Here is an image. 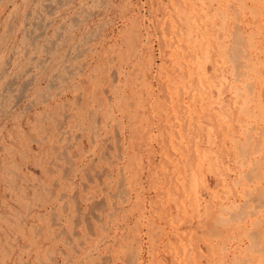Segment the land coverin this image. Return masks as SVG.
I'll return each mask as SVG.
<instances>
[{
    "label": "rangeland",
    "instance_id": "obj_1",
    "mask_svg": "<svg viewBox=\"0 0 264 264\" xmlns=\"http://www.w3.org/2000/svg\"><path fill=\"white\" fill-rule=\"evenodd\" d=\"M224 1L0 0V264H129L123 253L132 249L136 264H164L188 247L215 243L223 214L214 211L237 176L233 151H225L229 123L239 118L250 90L230 75L257 33L246 23L264 24L235 6L239 0ZM226 153L234 163L229 172ZM219 171L229 174L227 182Z\"/></svg>",
    "mask_w": 264,
    "mask_h": 264
},
{
    "label": "bare ground",
    "instance_id": "obj_2",
    "mask_svg": "<svg viewBox=\"0 0 264 264\" xmlns=\"http://www.w3.org/2000/svg\"><path fill=\"white\" fill-rule=\"evenodd\" d=\"M184 1V0H183ZM216 1V0H215ZM226 1V0H225ZM224 1V2H225ZM231 1V0H230ZM238 2H240V4L238 5V3H236L237 5H235V6H237L238 8H239V6H240V8L239 9H241L242 11H246V12H248L249 13V15L251 16V17H253V20H260V22H263L264 21V0H239ZM187 3V2H186ZM218 3V2H217ZM228 3V2H227ZM229 4V3H228ZM233 4V3H232ZM223 5V4H222ZM230 5H231V2H230ZM183 7V6H182ZM223 7H225V6H223ZM236 9V8H235ZM216 10V9H215ZM217 11V10H216ZM235 12H237V11H235ZM225 13V12H224ZM87 14V13H86ZM85 14V15H86ZM170 14V13H169ZM227 15V14H226ZM90 16H92V15H90ZM199 16V15H198ZM231 16H232V12H231ZM233 16H235V15H233ZM232 16V17H233ZM237 16V15H236ZM224 17V16H223ZM222 17V18H223ZM246 17V16H245ZM177 18V17H176ZM236 18V17H235ZM237 19V18H236ZM236 19H235V22H236ZM252 19V18H251ZM223 20H225V18L223 19ZM244 21V20H243ZM239 22V21H238ZM238 22L236 23V24H238ZM205 24V23H204ZM220 24V23H219ZM247 24V26H249V27H253V28H255V29H257V33L256 34H253V33H251V35L252 36H249V37H251V41H249V43H247L246 45L244 44V42H241V41H235V42H238L239 44H240V42L241 43H243V45H245L246 47H245V49L243 50V56H242V58H241V60L240 61H238V65H236V67H234L235 69H233V71H235L234 73H237V74H235V77H233V74H232V76L230 75V77H232L233 79H243L242 81H245V83L247 84V85H244L245 87L246 86H248V87H250L249 89V92H246V94H247V97H245V99H244V103H242V101H241V103L243 104V106L244 107H242L241 105V108H242V112L240 113V115L238 116L239 118L236 120V122H235V124H232V123H229V132H228V134H227V138H228V141H229V146L225 149V151H227V150H229V149H231L232 151H233V154H234V157H233V159H235V165H236V167H237V176H236V178H233L232 180H230V182L229 183H231V185L233 186V188L230 190V191H228V193L227 192H225L226 194H227V196H226V198L224 197L223 199V201L221 202L220 201V206L218 205V208H216V211H214V208H213V211H214V213L216 212L217 214V218H219L220 216H222L221 214H223V216H222V221H221V223H220V228L219 229H221V231H219V233H218V235H215V237L216 238H212V239H216V241H215V243L214 244H210L209 245V249L207 248L206 250L204 249H199L198 251H194V250H189V247H188V249L186 248V249H184L182 246H183V244H182V246H181V248H183L184 249V251L183 250H181L180 252H176L175 254H173V256H171V257H169V258H163V261H164V264H264V31H262V28H264V24L263 25H261V23H246ZM187 25V24H186ZM197 26V25H196ZM216 26H219V25H216ZM216 26H214L215 28H216ZM221 26V25H220ZM219 26V27H220ZM229 26V25H228ZM230 27V26H229ZM233 27V26H232ZM245 28V27H244ZM193 29H194V27H193ZM220 29H222V28H220ZM231 29V28H230ZM200 30V29H199ZM207 30V29H206ZM218 30H219V28H218ZM234 30V32H235V30L236 29H233ZM42 31V30H41ZM182 31V30H181ZM190 31V30H189ZM220 31V30H219ZM225 31V30H224ZM237 32V31H236ZM188 33H190V32H188ZM192 33V32H191ZM230 33H231V31H230ZM183 34V33H182ZM235 33H233V35H234ZM248 34H250V33H248ZM189 35H191V34H189ZM188 35V36H189ZM214 35H215V33H214ZM243 35V34H242ZM261 35H262V37H261ZM187 36V37H188ZM193 36V35H192ZM196 36V35H195ZM221 36V35H220ZM232 36V35H231ZM246 36V35H245ZM181 37V36H180ZM248 37V38H249ZM254 37H259V40H257V41H254L255 39H253ZM27 38V37H26ZM169 38V37H168ZM207 38H208V36H207ZM222 38H223V36H222ZM224 38H225V36H224ZM228 38V37H227ZM238 38V37H237ZM240 38H241V35H240ZM248 38H246L245 37V39H248ZM196 39H198V38H196ZM210 39V38H209ZM211 39H213V38H211ZM216 39V38H215ZM241 39H243V38H241ZM240 39V40H241ZM244 39V40H245ZM207 40V39H206ZM227 40V39H226ZM238 40V39H237ZM184 41V40H183ZM208 42V41H207ZM213 42H215L214 43V45H217V41H214L213 40ZM129 43V42H128ZM127 43V44H128ZM190 43H191V41H190ZM226 43V42H225ZM246 43V42H245ZM168 44V43H167ZM185 44V43H184ZM221 44V43H220ZM233 44H235V43H233ZM202 45V44H201ZM209 45V44H208ZM219 45V44H218ZM226 45V44H225ZM240 45H242V44H240ZM210 46V45H209ZM220 46V45H219ZM218 46V48H220ZM224 46V45H223ZM228 46V45H227ZM226 46V47H227ZM235 47H236V44L234 45ZM239 46V45H238ZM237 46V47H238ZM172 47V46H171ZM204 47V46H203ZM230 47H231V45H230ZM234 47V48H235ZM187 48V47H186ZM206 48V47H205ZM233 48V47H232ZM231 48V49H232ZM239 48H241L240 46H239ZM242 48H244V46H242ZM196 49V48H195ZM215 49H217V48H215ZM222 49H223V47H222ZM190 50H192V49H190ZM204 50V49H203ZM213 50V49H212ZM234 50V49H233ZM236 50V49H235ZM232 51V50H231ZM236 51H238L237 52V55H239V53L241 52H239V50H236ZM235 51V52H236ZM80 52V51H79ZM217 52H219V50L217 49ZM194 53V52H193ZM230 53V52H229ZM180 54V53H179ZM202 54H203V52H202ZM214 54H216V53H214ZM218 54V53H217ZM219 54H220V52H219ZM231 54V53H230ZM241 54V53H240ZM241 54V55H242ZM245 54V55H244ZM114 55V54H113ZM182 55V54H181ZM180 55V56H181ZM198 55V54H197ZM204 55V54H203ZM206 55V54H205ZM225 55V54H224ZM234 56H235V54H233ZM240 55V56H241ZM199 56V55H198ZM207 56V55H206ZM232 56V55H231ZM234 56H232L233 58H234ZM121 58V57H120ZM198 58V57H197ZM207 58V57H206ZM222 58V57H221ZM223 58H224V56H223ZM232 58V59H233ZM237 58H239L240 59V57H237ZM204 59H205V57H204ZM236 59V58H235ZM194 60H195V58H194ZM206 60V59H205ZM213 60H214V58H213ZM229 60H231V59H229ZM198 61V60H197ZM204 61V60H203ZM216 60H214L213 62H214V64L216 63L215 62ZM222 63H223V66H224V64L227 62H225V60H222L221 61ZM232 62V61H231ZM236 62V64H237V61H235ZM176 63V62H175ZM228 63V62H227ZM233 63V62H232ZM108 64V63H107ZM197 64H199V63H197ZM221 64V63H220ZM176 65V64H175ZM226 65V64H225ZM37 66V65H36ZM112 66V65H111ZM217 66V65H216ZM177 67H178V65H177ZM199 67V66H198ZM108 68V67H107ZM180 68V67H179ZM214 68V67H213ZM114 69V68H113ZM198 69V68H197ZM97 70V69H96ZM191 70V69H190ZM190 70L189 71H187V73L188 72H190ZM206 70V69H205ZM229 70V69H228ZM215 71V70H214ZM230 71V70H229ZM229 71H227V73L229 72ZM213 72V71H212ZM220 72V71H219ZM115 73V72H114ZM191 73V72H190ZM204 73V72H203ZM208 73H209V71H208ZM218 73V72H217ZM230 73V72H229ZM109 74V73H108ZM116 74V73H115ZM186 75H188V74H186ZM190 75V74H189ZM202 75V74H201ZM206 75V74H205ZM214 75V74H213ZM220 75V74H219ZM108 76V75H107ZM111 76V75H110ZM224 76V75H223ZM203 77H204V75H203ZM217 77H218V75H217ZM189 78V77H188ZM199 78V77H198ZM231 78V79H232ZM109 79V78H108ZM188 80V79H187ZM201 80H203V79H201ZM63 81V80H62ZM240 81V80H239ZM110 82V81H109ZM113 82V81H112ZM194 82V81H193ZM195 82H197L198 83V81L196 80ZM200 82V81H199ZM233 82V81H232ZM235 82V81H234ZM233 82V83H234ZM116 83V82H115ZM189 83V82H188ZM217 83V82H216ZM225 83V82H224ZM240 83V82H239ZM111 84V83H110ZM109 84V85H110ZM113 84V83H112ZM165 84H166V82H165ZM194 84V83H193ZM199 84V83H198ZM198 84H197V86H198ZM208 84V83H207ZM215 84V83H214ZM213 84V85H214ZM237 84V83H236ZM180 85V84H179ZM187 85V84H186ZM202 85H203V83H202ZM240 85H243V84H240ZM181 86V85H180ZM200 86V85H199ZM198 86V87H199ZM230 86V85H229ZM229 86H228V88H229ZM183 86H181V88H182ZM195 87V86H194ZM216 87H217V85H216ZM220 87V86H219ZM105 88V87H104ZM149 88V87H148ZM192 88V87H191ZM200 88H201V90H202V87L200 86ZM213 88V87H212ZM231 88V87H230ZM234 88V87H233ZM233 88H231V89H233ZM238 88V87H237ZM247 88V87H246ZM167 89V88H166ZM183 89V88H182ZM210 89V88H209ZM222 89V88H221ZM123 90V89H122ZM185 90V89H184ZM187 90V89H186ZM185 90V91H186ZM230 90V89H229ZM246 90V89H245ZM195 91V90H194ZM193 91V92H194ZM197 91V90H196ZM217 91V90H216ZM240 91H242L243 92V90H239V92ZM247 91V90H246ZM171 92H173V91H171ZM186 92H188V91H186ZM206 92V91H205ZM212 92V91H211ZM238 92V91H237ZM236 92V93H237ZM106 93V92H105ZM191 93V92H190ZM196 93V92H195ZM195 93H193L194 95H195ZM218 93V92H217ZM104 94V93H103ZM192 94V95H193ZM244 95H245V92L243 93ZM242 94V95H243ZM75 95V94H74ZM78 95V94H77ZM105 95V94H104ZM111 95V94H110ZM169 95H170V93H169ZM185 95V94H184ZM230 95V94H229ZM233 95V94H232ZM239 95H240V93H239ZM238 95V96H239ZM78 96H80V95H78ZM196 96V95H195ZM234 96V95H233ZM104 97H106V96H104ZM170 98H171V96H169ZM168 97V98H169ZM183 97H185V96H183L182 95V99H183ZM194 96H192L191 97V99L193 98ZM200 97V96H199ZM198 97V98H199ZM201 97H203L202 95H201ZM205 97V96H204ZM237 97V94L235 95V98ZM244 97V96H243ZM197 98V97H196ZM195 98V99H196ZM227 98V97H226ZM235 98L233 99L234 101H235ZM242 98V97H241ZM240 98V100H242ZM92 99V98H91ZM106 99V98H105ZM108 99H109V96H108ZM125 99H127V98H125ZM191 99L189 100L190 102H193V101H191ZM194 99V100H195ZM206 99V98H205ZM230 99V98H229ZM228 99V100H229ZM238 98H236V100H237ZM78 100V99H77ZM118 100V99H117ZM124 100V99H123ZM176 100V99H175ZM193 100V99H192ZM108 101V100H107ZM134 101V100H133ZM169 101V100H168ZM171 101H173L172 100V98H171ZM182 101V100H181ZM184 101V100H183ZM182 101V102H183ZM186 101V100H185ZM188 101V100H187ZM211 101V100H210ZM76 102V101H75ZM181 102V103H182ZM189 102V103H190ZM219 102H221V101H219ZM109 103V102H108ZM107 103V104H108ZM119 103V102H118ZM131 103V102H130ZM140 103V102H139ZM74 104V103H73ZM111 104V103H110ZM115 104V103H114ZM188 104V103H187ZM216 104H217V102H216ZM225 104V103H224ZM127 105H129V104H127ZM131 105V104H130ZM192 105V104H191ZM200 105H202L201 103H200ZM221 104H219V106H220ZM64 106V105H63ZM115 106V105H114ZM140 106V105H139ZM188 106V109H189V105H187ZM234 106V105H233ZM232 106V107H233ZM238 107H239V105H237ZM171 107V106H170ZM173 107V106H172ZM171 107V108H172ZM225 107H227V106H225ZM224 106H223V108H225ZM231 107V108H232ZM77 108V107H76ZM109 108V107H108ZM125 108V107H124ZM133 108V107H132ZM153 108V107H152ZM170 108V109H171ZM196 108V107H195ZM221 108V107H220ZM83 109V108H82ZM81 109V110H82ZM144 109V108H143ZM160 109H161V107H160ZM203 109V108H202ZM222 109V108H221ZM233 109V108H232ZM63 110V109H62ZM74 110V109H73ZM107 110V109H106ZM196 110V109H195ZM206 110V109H205ZM212 110V109H211ZM223 110V109H222ZM75 111V110H74ZM87 111V110H86ZM85 111V112H86ZM110 111V110H109ZM112 111V110H111ZM174 111V110H173ZM215 111V110H214ZM227 111V110H226ZM225 111V112H226ZM126 112V111H125ZM131 113H132V110L130 111ZM184 112V111H183ZM224 112V111H223ZM224 112V113H225ZM231 112V111H230ZM75 113V112H74ZM90 113V112H89ZM96 113V112H95ZM119 113V112H118ZM154 113V112H153ZM192 113V112H191ZM201 113V112H200ZM215 113H217V112H215ZM236 113H237V111H236ZM77 114V113H76ZM107 114H108V112H107ZM172 114V113H171ZM205 114V113H204ZM207 114V113H206ZM214 114V113H213ZM64 115V114H63ZM70 115V114H69ZM111 115V114H110ZM128 115V114H127ZM151 115V114H150ZM166 115V114H165ZM177 115V114H176ZM182 115V114H181ZM184 115H185V113H184ZM184 115H182V116H184ZM210 115V114H209ZM215 115L216 114H214V118H215ZM224 115V114H223ZM229 114H225L224 116H226V118H227V120H225V122H227L228 123V120H229V117H227ZM62 116V115H61ZM80 116H82V115H80ZM170 116V115H169ZM66 117V116H65ZM69 117V116H68ZM91 118V116H88V118ZM103 117H105V116H103ZM185 117V116H184ZM190 117V116H189ZM188 117V118H189ZM205 117V116H204ZM209 117V116H208ZM212 117V116H211ZM89 118V119H90ZM94 118H96V117H94ZM136 118H138L137 116H136ZM202 118V117H201ZM200 118V119H201ZM69 119H71V118H69ZM97 119V118H96ZM197 119H199V118H197ZM210 118H208V120H209ZM235 119V118H234ZM48 120V119H47ZM95 120V119H94ZM93 120V121H94ZM113 120V119H112ZM167 120V119H166ZM176 120V119H175ZM191 120V119H190ZM218 120V119H217ZM200 121V120H199ZM56 123H58L57 121H55ZM169 122V121H168ZM188 122V121H187ZM198 122V121H197ZM212 122V121H211ZM224 122V123H225ZM78 123V122H77ZM166 123H167V121H166ZM195 123V122H194ZM193 123V124H194ZM223 123V124H224ZM118 124V123H117ZM168 124V123H167ZM178 124H180V122L178 123ZM188 125H189V123H187ZM199 124V123H198ZM218 124H219V122H218ZM226 124V123H225ZM112 125V124H111ZM183 125V124H182ZM92 126V125H91ZM90 126V127H91ZM140 126V125H139ZM197 127H198V125H196ZM202 126V125H201ZM226 126V125H225ZM105 127V126H104ZM117 127V126H116ZM189 127V126H188ZM77 128V127H76ZM191 128H192V126H191ZM218 128V127H217ZM221 128V127H220ZM102 129H104V128H102ZM101 129V130H102ZM201 129V128H200ZM203 129V128H202ZM201 129V130H202ZM209 129L210 128H208V131H209ZM90 130V129H89ZM128 130V129H127ZM45 131V130H44ZM91 131V130H90ZM97 131V130H96ZM95 131V132H96ZM126 131V130H125ZM176 131H180V130H176ZM195 131V130H194ZM46 132V131H45ZM58 132V131H57ZM170 132V131H169ZM186 132V131H185ZM193 132V131H192ZM212 132V131H211ZM226 132H227V128H226ZM59 133H61V132H59ZM178 134L180 133V132H177ZM189 133V132H188ZM205 133V132H204ZM158 134V133H157ZM167 134V133H166ZM171 134V133H170ZM104 135V134H103ZM179 135H181V133L179 134ZM193 135V134H192ZM54 136V135H53ZM67 136V135H66ZM117 136V135H116ZM170 136V135H169ZM188 136H189V134H188ZM199 136V135H198ZM229 136V137H228ZM172 137V136H171ZM184 137V136H183ZM190 137H191V135H190ZM194 137V136H193ZM201 137H204L203 135L201 136ZM115 138V137H114ZM188 138V137H187ZM92 139V138H91ZM97 139V138H96ZM150 139V138H149ZM169 139H170V137H169ZM192 139V138H191ZM195 139V138H194ZM198 138H196V140H197ZM225 139V138H224ZM33 140V139H32ZM41 140V139H40ZM184 140V139H183ZM195 140V141H196ZM204 140H205V138H204ZM182 141V139H180L179 138V141L178 142H181ZM191 141V140H190ZM206 141V140H205ZM204 141V142H205ZM33 142V141H32ZM197 142V141H196ZM213 142V141H212ZM211 142V143H212ZM103 143V142H102ZM115 143V142H114ZM193 143V142H192ZM170 144V143H169ZM186 144H187V142H186ZM195 145H197V143H194ZM190 145V144H189ZM211 145V144H210ZM213 145H214V143H213ZM221 145V144H220ZM223 145H225L224 144V142H223ZM183 146H184V144H183ZM186 147H187V145H185ZM184 146V147H185ZM198 146V145H197ZM216 146V145H215ZM110 147V146H109ZM204 147V146H203ZM202 147V148H203ZM208 147V146H207ZM212 147V146H211ZM226 147V146H225ZM172 148V147H171ZM187 148H189V146L187 147ZM187 148H186V150H187ZM201 148V149H202ZM117 149V148H116ZM132 149V148H131ZM181 149V148H180ZM200 149V148H199ZM206 149V148H205ZM220 149V148H219ZM106 150H108V149H106ZM118 150V149H117ZM171 150V149H170ZM172 150H173V148H172ZM195 150V149H194ZM207 150V149H206ZM93 151V150H92ZM173 151H175V149L173 150ZM172 151V152H173ZM189 152H190V150H188ZM192 151V150H191ZM209 151V150H208ZM215 151V150H214ZM216 151H218L217 149H216ZM107 152V151H106ZM119 152V151H118ZM177 152V151H176ZM179 153H180V151H178ZM177 152V153H178ZM188 152V153H189ZM195 152V151H194ZM219 152V151H218ZM228 152V151H227ZM62 153V152H61ZM65 153V152H64ZM100 153V152H99ZM174 153V152H173ZM187 153V152H186ZM213 153V152H212ZM220 153V152H219ZM53 154V153H52ZM107 154V153H106ZM184 154H185V152H184ZM184 154H182V155H184ZM196 154L198 155V153H197V150H196ZM201 154V153H200ZM199 154V155H200ZM228 156L225 158V161H226V166H227V168H228V172H229V170L231 171V169H230V167H231V163H233V160H232V158L230 157V154L229 153H226ZM57 155V154H56ZM190 155V154H189ZM202 155V154H201ZM200 155V156H201ZM205 155V154H204ZM212 155V154H211ZM215 155V154H214ZM57 156H59L60 157V154H58ZM181 156V155H180ZM185 156V155H184ZM184 156H182L183 158H184ZM216 156V155H215ZM51 157H53V156H51ZM127 157V156H126ZM190 157V156H189ZM199 157V156H198ZM210 157V156H209ZM71 158V157H70ZM117 158V157H116ZM187 158H188V156H187ZM68 159V158H67ZM105 159V158H104ZM108 159V158H107ZM165 159V158H164ZM167 159V158H166ZM197 159V157L195 158V160ZM214 159V158H213ZM53 160V159H52ZM55 160V159H54ZM70 160V159H69ZM118 160V159H117ZM135 160V159H134ZM185 160H188V159H186L185 158ZM200 160V159H199ZM216 160V159H215ZM215 160H214V162H215ZM40 161H42V160H40ZM109 161H110V158H109ZM197 161V160H196ZM204 161V160H203ZM220 161V160H219ZM68 162V161H67ZM129 162V161H128ZM192 162V161H191ZM213 162V161H212ZM50 163V162H49ZM90 163V162H89ZM93 163V162H92ZM172 163V162H171ZM176 163V162H175ZM186 163V162H185ZM184 163V164H185ZM220 163V162H219ZM39 164V163H38ZM41 164V163H40ZM68 164H69V162H68ZM109 164V163H108ZM111 164H113V163H111ZM128 164V163H127ZM183 164V163H182ZM195 164H198V166H200L199 165V162L197 163H195ZM204 165H205V163H203ZM221 165H218V166H223L224 165V159L221 161V163H220ZM114 165V164H113ZM124 165V164H123ZM129 165V164H128ZM189 165H191V164H189ZM203 165V166H204ZM233 165H234V163H233ZM66 166V165H65ZM64 166V167H65ZM112 166V165H111ZM186 166V164L184 165V166H182L183 167V170H184V173H185V169H184V167ZM193 166V165H192ZM197 166V165H196ZM214 166V165H213ZM89 167H92L91 165L89 166ZM88 167V168H89ZM132 167V166H131ZM181 167V168H182ZM189 167V166H188ZM207 167V166H206ZM215 167H216V165H215ZM214 167V168H215ZM122 168V167H121ZM125 168V167H124ZM203 167H202V165H201V168H200V171H201V169H202ZM213 168V167H212ZM213 168V170H215ZM223 168V167H222ZM226 168V167H225ZM225 168H224V170H225ZM232 168V167H231ZM112 169V168H111ZM118 169H120V166H119V168ZM176 169V168H175ZM194 169V168H193ZM198 170H199V167L197 168ZM205 169H207V168H205ZM211 169V168H210ZM61 170V169H60ZM141 170V169H140ZM174 170V169H173ZM209 170V169H208ZM233 170V169H232ZM67 171V170H66ZM89 171H91V170H89ZM93 171V170H92ZM100 171H103V170H100ZM125 171H126V169H125ZM204 171H206V170H204ZM210 171V170H209ZM84 172V171H83ZM202 172V171H201ZM201 172H199L198 171V173L200 174ZM226 172V171H225ZM69 173V172H68ZM68 173H66V174H68ZM85 173V172H84ZM181 173V172H180ZM182 173H183V171H182ZM187 173V172H186ZM185 173V174H186ZM188 173H189V176H190V171H188ZM205 173H207V172H205ZM210 172H208V174H209ZM235 173V172H234ZM94 174V173H93ZM97 174V173H96ZM124 174V173H123ZM142 174V173H141ZM201 174H203V172L201 173ZM212 174V173H211ZM102 175V174H101ZM180 175V174H179ZM178 175V176H179ZM193 175V174H192ZM219 177H217L218 179L221 177L222 178V181L223 182H227L228 181V179H229V174L227 173V174H222L221 175V172L219 171ZM89 176V175H88ZM94 177H96L95 175H93ZM99 176H100V174H99ZM105 176H106V173H105ZM119 176V175H118ZM201 176H203V175H201ZM91 177V176H90ZM179 177H183V176H179ZM233 177V176H232ZM93 178V177H92ZM97 178V177H96ZM95 178V179H96ZM205 178V177H204ZM214 178V177H213ZM84 179H86V178H84ZM183 179V178H182ZM119 180L120 179H118V182H119ZM188 180V179H187ZM204 180V179H203ZM88 180H86V182H87ZM100 181V180H99ZM123 181V180H122ZM125 181V180H124ZM182 181V180H181ZM190 181V180H189ZM195 181V180H194ZM200 181H202V179L200 180ZM212 181H213V179H212ZM90 182V181H89ZM183 182V181H182ZM187 182V181H186ZM223 182H221V180H220V183L221 184H223ZM179 183V182H178ZM101 184V183H100ZM117 184V183H116ZM123 184V183H122ZM151 184V183H150ZM191 184H193V183H191ZM200 184V183H199ZM105 185H107V184H105ZM120 185H121V183H120ZM119 185V186H120ZM181 185V184H180ZM184 185V184H183ZM194 186H195V184H193ZM192 185V188L194 187ZM202 187H203V184H200ZM135 186H137L136 184H135ZM157 186H158V184H157ZM168 186V185H167ZM179 186V185H178ZM196 186H197V184H196ZM222 186V185H221ZM121 187H122V185H121ZM160 187V186H159ZM115 188H116V186H115ZM119 188V187H118ZM129 188V187H128ZM167 188V187H166ZM170 188V187H169ZM197 188V187H196ZM199 188V187H198ZM204 188H206V187H204ZM224 188V187H223ZM223 188H222V190H223ZM100 189H101V187H100ZM117 189V188H116ZM131 189V188H130ZM183 189V188H182ZM203 189V188H202ZM14 190V189H13ZM99 190V189H98ZM166 190V189H165ZM184 190V189H183ZM193 190H195V188L193 189ZM15 191V190H14ZM124 191V190H123ZM181 191V190H180ZM196 191V190H195ZM211 191V190H210ZM100 192V191H99ZM166 192H167V190H166ZM215 191H213L212 193H214ZM102 193V192H101ZM107 193V192H106ZM114 193V192H113ZM196 194L197 195V193L196 192H192V194ZM210 193V192H209ZM224 193V194H225ZM96 194V193H95ZM95 194H93V195H95ZM121 194V193H120ZM131 194V193H130ZM167 194V193H166ZM177 194V193H176ZM185 194V193H184ZM216 195H218V193H215ZM114 195V194H113ZM125 196H126V193L124 194ZM215 195V196H216ZM98 196V195H97ZM107 196L108 197H110L109 196V194H107ZM186 196V195H185ZM188 196V195H187ZM186 196V197H187ZM189 196H190V194H189ZM193 196V195H192ZM191 196V197H192ZM198 196V195H197ZM212 196H213V194H212ZM215 196L213 197V198H215ZM222 196H223V194H222ZM89 197V196H88ZM91 197V196H90ZM93 197V196H92ZM112 197V196H111ZM121 197H123V195L121 196ZM160 197V196H159ZM120 198V197H119ZM127 198V197H126ZM175 198V197H174ZM182 198V197H181ZM194 198V196L192 197V199ZM199 198V197H198ZM59 199H60V197H59ZM86 199V198H85ZM113 199V198H112ZM132 199V198H131ZM167 199V198H166ZM215 199H218L217 198V196H216V198ZM102 200V199H101ZM108 200V199H107ZM201 200V199H200ZM210 200H212V201H214L213 199H210ZM88 201V200H87ZM109 201V200H108ZM61 202V201H60ZM90 202V201H89ZM177 202V201H176ZM185 202V201H184ZM123 203V202H122ZM150 203V202H149ZM164 203H166V202H164ZM91 204V203H90ZM100 204V203H99ZM114 204V203H113ZM120 204V203H119ZM132 204H133V202H132ZM156 204V203H155ZM185 204V203H184ZM101 205V204H100ZM110 205V204H109ZM108 205V206H109ZM154 205V204H153ZM166 205H169V203L168 204H166ZM212 205V204H211ZM95 206H96V204H95ZM94 206V207H95ZM113 206V205H112ZM183 206H186V205H183ZM26 207V206H25ZM60 207H64V206H62V205H60ZM101 207V206H100ZM99 207V208H100ZM103 207V206H102ZM164 207V206H163ZM168 207H170V205L168 206ZM197 207H199V204L197 205ZM205 209L208 207V206H203ZM78 208V207H77ZM87 209H88V207H86ZM89 208H91V207H89ZM96 208V207H95ZM113 208V207H112ZM130 208V207H129ZM171 208H173V207H171ZM166 209H167V206H166ZM88 210H90V209H88ZM169 210H170V208H169ZM172 210L173 209H171V211H169L170 213L172 212ZM183 210H185V208L183 209ZM75 211V210H74ZM77 211V210H76ZM75 211V212H76ZM94 211H96V210H94ZM168 211V210H167ZM180 211H181V209H180ZM180 211H179V213H180ZM190 211H191V209H190ZM213 211H211L212 213H213ZM63 212H64V210H63ZM73 212V211H72ZM74 212V213H75ZM105 212V211H104ZM177 212H178V210H177ZM182 212V211H181ZM183 212H186V211H183ZM192 212V211H191ZM196 212L197 211H195V214H196ZM210 212V213H211ZM167 213V212H166ZM208 213V212H207ZM209 213V214H210ZM212 213H211V215H212ZM100 214V213H99ZM109 214V213H108ZM107 214V215H108ZM161 214V213H160ZM184 214V213H183ZM208 214V215H209ZM91 215V214H90ZM96 215V214H95ZM94 215V216H95ZM164 215V214H163ZM168 215V214H167ZM171 215V214H170ZM180 215H182V214H180ZM179 215V216H180ZM188 215V214H187ZM200 215V214H199ZM213 215H215V214H213ZM212 215V216H213ZM215 215V216H216ZM218 215H219V217H218ZM50 216V215H49ZM54 216V215H53ZM81 216V215H80ZM94 216H92V218L94 217ZM110 216H111V214H110ZM99 217V216H98ZM168 217H169V215H168ZM183 217V216H182ZM188 217L190 218V216L188 215ZM187 217V218H188ZM203 217V216H202ZM53 218V217H52ZM73 218V217H72ZM107 218H108V216H107ZM125 218V217H124ZM197 218V217H196ZM204 218V217H203ZM209 218H210V216H209ZM214 218V217H213ZM81 219V218H80ZM100 219V218H99ZM120 219H122V218H120ZM140 219V218H139ZM145 219V218H144ZM195 218H192V219H190V220H194ZM198 219V221L200 222V217H198L197 218ZM197 219L195 220L196 222H197ZM208 219V218H207ZM215 219H216V217H215ZM73 220V219H72ZM77 220V219H76ZM75 220V221H76ZM85 220V219H84ZM92 220V219H91ZM109 220V219H108ZM107 220V221H108ZM116 220V219H115ZM182 220V219H181ZM208 220H210V219H208ZM51 221H53V219L51 220ZM78 222H79V219L77 220ZM96 221V220H95ZM94 221V222H95ZM93 222V223H94ZM170 222V221H169ZM210 223L212 222V221H209ZM208 222V224H210ZM213 222H218V220L216 221V220H214ZM55 223H58V220L55 222ZM74 223H76V222H74ZM132 223V222H131ZM204 224L202 225V226H204V227H207L208 225H207V223H206V225H205V222H203ZM214 223V225H216ZM169 224L170 223H168V226H169ZM181 224V223H180ZM189 224V223H188ZM217 224H219V223H217ZM86 225V224H85ZM99 225H100V223H99ZM114 225V224H113ZM144 225V224H143ZM147 225V224H146ZM190 225V224H189ZM193 225V224H192ZM57 226V225H56ZM73 226V225H72ZM88 226H89V224H88ZM101 226V225H100ZM99 226V227H100ZM159 226V225H158ZM157 226V227H158ZM175 226H177V224L175 225ZM198 226V225H197ZM201 226V227H202ZM156 227V226H155ZM163 227V226H162ZM167 227V226H166ZM214 227V226H213ZM213 227H209L208 226V228H211V231H212V228ZM218 227H219V225H218ZM217 227V228H218ZM89 228H90V226H89ZM88 228V229H89ZM120 228V227H119ZM159 228V227H158ZM172 228H174V227H172ZM192 228V227H191ZM215 228V227H214ZM214 228H213V230H214ZM102 229H104V228H102ZM107 229V228H106ZM218 229V230H219ZM127 230H129V229H127ZM133 230V229H132ZM170 230V229H169ZM216 230V229H215ZM217 230V231H218ZM130 231V230H129ZM171 231V230H170ZM173 231V230H172ZM185 231H187V230H185ZM205 231H208V232H211L210 230H205ZM55 232V231H54ZM58 232H59V230H58ZM71 232H72V230H71ZM92 232V231H91ZM106 232H107V230H106ZM123 232H125V231H123ZM165 232V231H164ZM169 232V231H168ZM178 232H180V231H178ZM122 233V232H121ZM148 233V232H147ZM157 233H158V231H157ZM190 233V232H189ZM207 233V232H206ZM213 234H215L214 232H212ZM211 233V234H212ZM60 234V233H59ZM115 234V233H114ZM136 234V233H135ZM179 234H181V232L179 233ZM193 234V233H192ZM197 234V233H196ZM204 234V233H203ZM61 235V234H60ZM66 235V234H65ZM123 235V234H122ZM156 235V234H155ZM168 235H169V233H168ZM173 235V234H172ZM189 235V234H188ZM210 235V234H209ZM207 236V237H210V236ZM71 236V235H70ZM124 236V235H123ZM151 236V235H150ZM175 237L177 236V235H174ZM183 236V235H182ZM194 236H196V235H194ZM199 236H201V234L199 235ZM55 237H56V235H55ZM61 237V236H60ZM72 237H74V235H72ZM75 237H77V236H75ZM84 237V236H83ZM118 237H119V235H118ZM120 237H122V236H120ZM157 237V236H156ZM155 237V238H156ZM203 238L205 237V236H202ZM140 238V237H139ZM187 238H190V237H187ZM194 238V237H193ZM206 238V237H205ZM68 239V238H67ZM76 239V238H75ZM124 239H126V238H124ZM130 239V238H129ZM136 239V238H135ZM153 239V238H152ZM166 239V238H165ZM169 239H171V238H169ZM178 239V238H177ZM191 239V238H190ZM209 239V238H208ZM70 240V239H69ZM85 240V239H84ZM99 240V239H98ZM188 240V239H187ZM65 241H67V240H65ZM74 241V240H73ZM101 241V240H100ZM110 241H112V240H110ZM127 241V240H126ZM130 242H133L132 241V239H130L129 240ZM152 241V240H151ZM167 241V240H166ZM170 241V240H169ZM172 241V240H171ZM190 241V240H189ZM196 241H198V240H196ZM201 241L203 242L204 241V239L202 240V238H201ZM206 241V240H205ZM139 242V241H138ZM178 242H179V239H178ZM79 243V242H78ZM96 243H99L98 241L97 242H95V244ZM135 243V242H134ZM155 243V242H154ZM169 243V244H168ZM172 243H173V241H172ZM179 243V244H180ZM130 244V243H129ZM166 244H168V246L169 247H171V246H173V244L171 245V243L170 242H166ZM191 244V243H190ZM203 244H205V242H203ZM68 245V244H67ZM122 245V244H121ZM127 245V244H126ZM125 245V246H126ZM171 245V246H170ZM123 246H124V243H123ZM70 247V246H69ZM91 247H93V246H91ZM100 247V246H99ZM114 247V246H113ZM127 248H128V246H126ZM130 247V246H129ZM133 247H135V244L133 245ZM179 247V246H178ZM80 247H78V249H79ZM132 248V247H131ZM173 248V247H172ZM70 249V248H69ZM94 249H96V248H94ZM105 249V248H104ZM119 249L121 250V246H119ZM175 249V248H174ZM196 249H198V248H196ZM39 250V249H38ZM125 250H126V248H125ZM131 250V249H130ZM134 249H132V251H133ZM55 251V250H54ZM89 251V250H88ZM98 251V250H97ZM105 251V250H104ZM122 251H123V249H122ZM131 251V253H133ZM136 251V250H135ZM134 251V252H135ZM140 251V250H139ZM108 252V251H107ZM145 252V251H144ZM146 252H147V250H146ZM104 253H106V252H104ZM130 253V252H129ZM126 254V252H124L123 254L124 255H126V259H128L129 261H127V263L129 262V264H136L135 263V261H136V254L135 253H133V254ZM121 254V253H120ZM122 254V255H123ZM156 254V253H155ZM168 254H169V252H168ZM85 255V254H84ZM110 255V254H109ZM145 255V254H144ZM93 257H95V255L93 256ZM98 257V256H97ZM114 257V256H113ZM146 257V256H145ZM149 257V256H148ZM52 258V257H51ZM90 258V257H89ZM99 258H102V257H99ZM105 258V257H104ZM150 258V257H149ZM65 259H67V258H65ZM98 259V258H97ZM103 259V258H102ZM118 259V258H117ZM158 259H159V257H158ZM105 260V262H107L106 260L107 259H104ZM104 260H102L103 262H104ZM124 262H125V260L124 259H122ZM146 260H148L147 258H146ZM155 260V259H154ZM101 261V262H102ZM144 261V260H143ZM161 261V260H160ZM69 262V261H68ZM80 262V261H79ZM99 262H100V260H99ZM104 262V263H105ZM114 262H115V260H114ZM124 262H122L123 264H124ZM142 263V262H141ZM145 263V262H144ZM148 263V262H147ZM100 264H102V263H100ZM115 264H117V263H115ZM125 264H126V262H125ZM156 264V263H155Z\"/></svg>",
    "mask_w": 264,
    "mask_h": 264
}]
</instances>
